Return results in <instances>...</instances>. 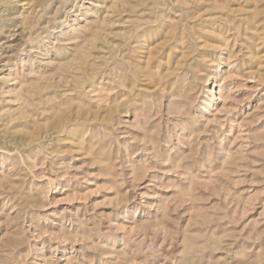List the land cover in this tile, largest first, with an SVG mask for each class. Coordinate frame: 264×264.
<instances>
[{"label": "rangeland", "instance_id": "obj_1", "mask_svg": "<svg viewBox=\"0 0 264 264\" xmlns=\"http://www.w3.org/2000/svg\"><path fill=\"white\" fill-rule=\"evenodd\" d=\"M0 9V264H264V0Z\"/></svg>", "mask_w": 264, "mask_h": 264}, {"label": "bare ground", "instance_id": "obj_2", "mask_svg": "<svg viewBox=\"0 0 264 264\" xmlns=\"http://www.w3.org/2000/svg\"><path fill=\"white\" fill-rule=\"evenodd\" d=\"M2 5H3V4H2ZM1 10H2V9H0V12H1ZM5 10H6V9H5ZM5 10H4V11H5ZM3 14H4V12H3Z\"/></svg>", "mask_w": 264, "mask_h": 264}]
</instances>
